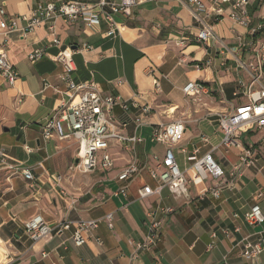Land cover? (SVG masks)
<instances>
[{
	"label": "crops",
	"instance_id": "1",
	"mask_svg": "<svg viewBox=\"0 0 264 264\" xmlns=\"http://www.w3.org/2000/svg\"><path fill=\"white\" fill-rule=\"evenodd\" d=\"M50 1L0 0V7L9 20L28 17L38 5ZM137 1L132 19L116 18L118 32L113 37H107L105 23L88 32L80 21L67 24L59 18L49 19L32 31H25L26 23L20 21V30L0 34V46L17 73L12 85L0 76V155L4 159L0 164V242L5 248L0 264H126L131 242L144 237L147 213L156 207H170L174 213L163 221L159 244L143 253L137 264H264V251L254 261L241 256L245 241L264 232V223L251 227L243 219L255 203L264 214L263 133L239 135L242 143L255 150L256 162L244 171L233 190H221L218 199L208 193L199 198L214 183L194 179L191 163L186 161L195 149L197 157L211 152L226 171L236 160L235 150L225 153L219 148L222 134L217 126V113L234 102L232 93L238 84L233 64L228 62L229 71L218 66L219 60L213 67L203 65L218 45L211 41L210 51H205L191 38L201 25L181 0ZM224 9L219 22L203 20L211 24L216 37L233 46L246 29L228 18L229 6ZM248 11L254 19L264 18V3L252 2ZM51 25L59 47L52 43ZM181 39L185 40L183 46L178 45ZM83 45L89 48L83 49ZM60 47L72 52L75 83L91 81L104 96H119L127 103L135 100L152 108L149 115L132 107L127 111L112 108L116 133L123 138L138 136L141 142H110L109 153L114 159L111 171L82 175L70 170L78 153L77 141L56 135L42 139L46 120L68 103L63 68L54 61ZM36 49H44L45 56L32 62L29 55ZM182 57L185 62L180 61ZM154 79L159 83L157 92ZM189 82L205 83L209 95L201 96V102L186 97L182 89ZM175 120L185 123L179 146L186 153L176 150L175 157L179 169L192 181L188 195L175 197L164 190L161 198L140 200L137 192L142 186L154 189L157 185L149 176L156 163L154 157L157 161L164 157V146L151 143L150 133L155 126ZM63 131L68 132L65 125ZM203 137L208 141L203 142ZM132 159L141 172L130 182L127 197L111 196L121 184L117 174ZM24 169L31 171L34 184L22 177L19 171ZM257 192L263 193L260 199L255 197ZM108 214L113 215L112 230L104 220ZM35 215H41L49 225L98 220L99 228L81 247L71 242V230L34 243L23 226ZM223 229L229 230L227 236ZM213 232L217 235L214 240L210 236ZM96 237L102 240L101 245L95 242ZM212 241L214 247L207 252Z\"/></svg>",
	"mask_w": 264,
	"mask_h": 264
},
{
	"label": "built area",
	"instance_id": "2",
	"mask_svg": "<svg viewBox=\"0 0 264 264\" xmlns=\"http://www.w3.org/2000/svg\"><path fill=\"white\" fill-rule=\"evenodd\" d=\"M155 1V0H148ZM184 2L201 28L196 34L191 35L205 51H210L211 41L218 46L214 53L203 63L204 66H218L226 71L230 70L228 62H232L235 73H237V88L232 93L234 102L227 108L217 113V126L222 134L219 148L225 153L235 150L236 160L230 170H224L209 152L202 157H197L198 151L186 157V161L191 163L190 169L194 172V179L205 181L211 179L213 185L205 191L199 198L203 199L207 193L213 199L220 197V191L225 189L233 190L235 183L242 178L246 169H250L256 162L255 150L245 145L239 140L240 134L262 132L264 141V18L254 19L248 9L252 2L264 3V0H181ZM52 0L45 5H38L33 13L28 17L15 19H5V11L0 7V34H7L20 30V21L26 23L25 31H32L49 19H62L65 23L73 24L82 22L85 31H91L101 23L107 26V37H113L118 32L116 18L128 20L133 18V8L138 4L137 0ZM230 7L228 18L236 24L246 29L245 33L237 38V43L233 46L226 45L221 39L215 36L211 24L205 23L203 19L213 18L214 22H219L224 14V6ZM203 14V18L200 15ZM54 22V21H53ZM53 37L54 46H60V40L55 34L54 25L49 27ZM184 39L178 42L179 46L184 45ZM89 46L83 45V49ZM45 56L44 49H36L29 55V60L35 62ZM54 61L63 68L62 81L66 85V96L68 103L66 106L58 108L48 118L42 127V139L49 140L54 135L59 139L73 138L78 143V153L75 161L70 166V170L79 173H91L96 170L103 172L111 171L114 168V159L109 153V144L112 141L125 142L136 145L141 142L138 136L123 138L116 133L115 126L111 118V110L118 106L122 111H127L130 107L140 109L141 114L149 115L152 108L149 105L141 106L135 100L127 103L119 96H104L97 91L94 82L88 81L75 83L72 77L74 64L72 52L69 49L61 48L54 57ZM185 62L184 57L180 58ZM197 68L200 66L197 65ZM0 76L12 85L17 78L15 69L9 64L4 47L0 46ZM154 92L159 91V83L154 79ZM186 97H191L195 102H201V96L209 95V88L202 82H189L183 89ZM63 125L67 133L63 131ZM185 133V123L183 120H175L168 124H159L153 128L149 140L153 144L164 146V157L161 161L156 160L155 166L149 170V176L157 182L154 189L144 185L138 192V199L144 200L151 196L161 198L164 190H167L175 197H187L188 187L192 183L185 177V173L179 169L176 161L175 151L185 154L186 151L180 147ZM207 142L206 137L202 138ZM27 153L31 149L25 147ZM4 159L0 155V164ZM10 170L18 172L17 169L9 167ZM22 177L34 184V176L30 170L19 171ZM141 172L136 159H132L116 176L121 183L118 189L113 191V197H127L130 182ZM262 192H257L255 197L260 199ZM174 213L170 207H156L147 213V224L144 237L135 242H131L132 251L127 257L126 264H137L141 255L150 251L159 244L162 236L163 221ZM245 223L251 227H259L264 223V214L259 204L255 203L243 216ZM107 228L113 229V215L104 217ZM24 231L32 242L47 240L53 235L62 231L71 230L70 240L75 247H81L89 240V235L99 228L98 220H80L75 223L59 222L49 225L41 215H35L24 223ZM222 233L227 236L228 229H223ZM211 238H216V233H211ZM95 242L102 244L100 238H95ZM1 244V242H0ZM214 247L212 241L208 244L206 251L209 252ZM264 251V232L255 236L254 240H246L241 256L248 261L256 260ZM46 257L45 253L41 254ZM113 264V263H109Z\"/></svg>",
	"mask_w": 264,
	"mask_h": 264
},
{
	"label": "rangeland",
	"instance_id": "3",
	"mask_svg": "<svg viewBox=\"0 0 264 264\" xmlns=\"http://www.w3.org/2000/svg\"><path fill=\"white\" fill-rule=\"evenodd\" d=\"M182 156L180 157V160H182ZM179 159V158H178ZM177 164H178V166L180 167V163H179V160H178V162H177ZM189 164V163H188ZM79 174H82V173H79ZM82 175H84V174H82ZM164 192L165 191H163L162 193L164 194ZM5 248H4V246L2 245V244H0V259L2 258V254L5 252V250H4Z\"/></svg>",
	"mask_w": 264,
	"mask_h": 264
}]
</instances>
